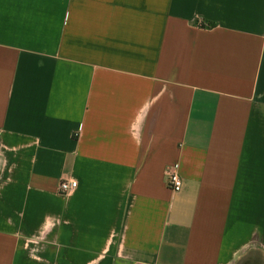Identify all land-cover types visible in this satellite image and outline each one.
Listing matches in <instances>:
<instances>
[{
  "label": "crops",
  "instance_id": "1",
  "mask_svg": "<svg viewBox=\"0 0 264 264\" xmlns=\"http://www.w3.org/2000/svg\"><path fill=\"white\" fill-rule=\"evenodd\" d=\"M0 264H264V0H0Z\"/></svg>",
  "mask_w": 264,
  "mask_h": 264
},
{
  "label": "built area",
  "instance_id": "2",
  "mask_svg": "<svg viewBox=\"0 0 264 264\" xmlns=\"http://www.w3.org/2000/svg\"><path fill=\"white\" fill-rule=\"evenodd\" d=\"M77 181L75 180H63L60 183L61 196H66L72 193L77 188ZM183 186L182 178L179 174V165H173L168 171V187L171 190L172 196L175 197L181 192Z\"/></svg>",
  "mask_w": 264,
  "mask_h": 264
}]
</instances>
